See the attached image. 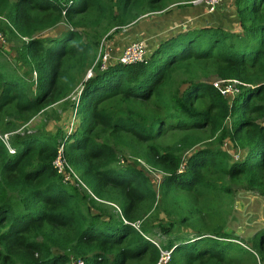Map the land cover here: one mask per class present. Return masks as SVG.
Here are the masks:
<instances>
[{
  "label": "trees",
  "instance_id": "trees-1",
  "mask_svg": "<svg viewBox=\"0 0 264 264\" xmlns=\"http://www.w3.org/2000/svg\"><path fill=\"white\" fill-rule=\"evenodd\" d=\"M189 1L0 0V32L22 41L19 60L35 74L30 82L0 59L1 120L12 107L0 129L15 131L47 108L68 103L82 85L73 105L78 124L66 138L17 136L9 143L13 154L0 138V264H66L71 256L84 264H157L158 248L143 237L153 234L144 218L157 192L141 170L115 166L118 149L134 144L124 135L148 143L167 128L183 132L171 146L134 153L164 175L163 203L173 187L228 195L225 180L264 194V0H233L239 32L188 29L142 61L104 70L94 65L101 29L126 28ZM90 11L93 17L87 18ZM61 23L70 29L60 36L36 37ZM84 27L92 29L87 41ZM90 69L94 76L82 84ZM227 87L237 91L232 100ZM135 102H151L154 110L135 109ZM203 130L214 148L195 149L203 139L194 132ZM61 149L77 186L54 167ZM237 151L245 153L241 161L231 158ZM172 229L160 225L159 233L167 236L161 249L171 252L168 264H221L231 254H249L232 242L202 244L209 236ZM207 235L242 242L221 230ZM249 245L263 260L264 229Z\"/></svg>",
  "mask_w": 264,
  "mask_h": 264
},
{
  "label": "rangeland",
  "instance_id": "rangeland-1",
  "mask_svg": "<svg viewBox=\"0 0 264 264\" xmlns=\"http://www.w3.org/2000/svg\"><path fill=\"white\" fill-rule=\"evenodd\" d=\"M223 0L222 4L217 11L213 13H207V9H204V5H183L180 3L173 4L166 8L163 11L157 12L155 14H148L144 17H141L131 26L122 29H116L113 27L109 32L106 33L101 29L99 31L100 37L97 41L99 43L96 47V61L94 65H98L103 61V56L107 55L106 62H116L117 58L122 54V52L132 45L133 43L142 42L144 45L145 57L149 54L148 52V43L152 41L151 39L145 37V39H140L139 30L144 29L142 34H145V31H148L147 27L154 25L157 18H169L167 15L171 12H176L177 10H185L187 16H190L195 20V15L200 13L201 16L198 17V22L191 23L187 25L189 29L199 28V27H214L219 29H224L232 33L238 32L239 30V20L237 17L236 6L232 0L228 1ZM186 3V2H185ZM232 5V6H231ZM204 6V7H203ZM206 8V7H205ZM207 11V12H206ZM93 17V11H90L87 14V18ZM178 17V16H177ZM181 17H178L176 21H179ZM169 21V20H167ZM166 21L161 22V24ZM171 22V21H170ZM180 24V23H179ZM177 24V25H179ZM176 27V26H175ZM70 29L68 25L61 23L55 28L44 31L40 34H36L37 38H54L61 35V33ZM150 30V28H149ZM80 31L85 34V41L90 39L88 36H93L92 29L89 27L81 28ZM2 33V32H1ZM3 34V33H2ZM5 34V33H4ZM3 34V43L0 46V59L6 65L13 69L18 75L24 77L30 82L35 80V74L32 73L30 66L22 63V60H19L18 54L19 49L22 45V41L19 39H10L8 35ZM140 35V36H139ZM158 46V45H157ZM155 50V49H154ZM144 57V58H145ZM143 58V59H144ZM93 65V67H94ZM95 70H86L84 72V80L82 84L94 76ZM91 72V75L88 74ZM213 83L220 84L221 82L217 78L209 79ZM82 88V85H79L75 93L72 95L68 103H59L53 105L46 109L42 114H38L29 120L25 125L18 127L15 131L4 132L5 128L0 129V138H2L6 143L12 142V140L17 136L23 135H54L55 138L60 141L62 138L70 135L76 125L78 124V119L73 114V105L74 101H77L79 97V92ZM229 94L231 100L237 95L233 89H229ZM240 101V99H238ZM71 103V104H70ZM202 105H206V101L201 102ZM134 108L138 110L153 111V104L135 102ZM12 111V107H8L3 113L5 114L4 120H1L0 123L4 125L9 121V115ZM232 119L227 121V126L230 127ZM0 124V126H1ZM200 137H202L203 142L196 146L195 149L200 148H214L212 143L214 140L209 136L207 130L194 132ZM183 135V132L176 129L169 130L168 128L164 131L163 135L154 139L148 143H141L131 138L128 135H124L127 139L133 140L134 144L132 147H124L118 149V161L115 165L118 168H124L126 166H133L146 174V176L153 183L154 189L157 192V199L155 207L152 212L144 218V221L148 224V228L151 229L153 234L151 235V240L156 242L158 246H162L161 243H164L167 239V236L160 232V225H167L172 227L176 233H192V234H203L204 236L208 233L221 230L223 233L230 235V237H237L240 239L244 247L236 244L235 239H229L232 242V245L239 246L242 249L248 250L249 254H240L234 253L231 256L226 257V259L221 264H264V258L261 260V257L257 255L256 251L250 248V240L252 236L258 231L264 229V194L260 192L249 190L246 188V184L238 182L232 183L229 180H225L224 187L230 189V193L227 195H221L218 193L205 191L203 189H193L191 191H184L173 187L167 196V202H162V197L159 192V185L162 181L163 174L156 170L151 169L141 157L134 154L137 151L145 152L149 145H154L158 147H167L171 146ZM228 145V143H227ZM11 147V145L9 144ZM223 149L228 151V147L225 145ZM235 150V149H234ZM232 150L230 153H232ZM229 152V151H228ZM244 152L237 151L232 154L231 158L237 161H241ZM189 154L183 155L184 158H187ZM186 160V159H185ZM184 160V161H185ZM58 166V165H57ZM63 168V169H62ZM68 171L73 177V185L77 186V177L76 174L71 172L69 168L65 165L60 167V174ZM203 175L211 177L210 173L206 170L202 171ZM75 174V175H74ZM80 188L85 189V186L79 183ZM182 217H187L185 222H180ZM140 223V222H139ZM138 223V224H139ZM138 224L136 227L138 228ZM209 237H203L202 244H212L217 243L216 240H213ZM239 242V241H238ZM220 244V243H217ZM264 257V253L262 254Z\"/></svg>",
  "mask_w": 264,
  "mask_h": 264
},
{
  "label": "built area",
  "instance_id": "built-area-1",
  "mask_svg": "<svg viewBox=\"0 0 264 264\" xmlns=\"http://www.w3.org/2000/svg\"><path fill=\"white\" fill-rule=\"evenodd\" d=\"M222 1L223 0H193V1H189V2H186V3H180V4H183V5H188L189 4V5H193V6L204 5L206 7L208 13H213L217 9V7L222 3ZM2 43H3V34L0 32V46L2 45ZM144 57H145V51H144L143 43L142 42L133 43L132 45L127 47L122 52V54L117 58L116 62H111V61L110 62H106L107 61V55H104L103 56V61L100 63L101 70H104L109 65L116 64V63H120V64H123V65H128V64L135 63L137 61H142ZM88 75L90 76L91 72ZM214 85L220 87L222 84L221 83L220 84L214 83ZM229 89H232V88L227 87L226 89H224V91L229 93ZM80 92H81V90H80ZM80 92H79V95H80ZM235 92H237V91H235ZM4 143H5V145H6L7 149H8V152L10 154H13L15 152V150L12 149L9 146V144L6 143L5 141H4ZM61 151H62V149L59 151V155H58L57 159L54 162V167L57 169L58 173L60 172V167H63L64 165L67 168H69L67 166V164L64 162V160H63V158L61 156ZM71 172H73V171L71 170ZM60 175L61 176L70 175L69 179H68V177H64V181H69L70 179H71V181L73 180L72 175L68 171H64V173H62ZM77 181H78V178H77ZM143 237L145 239H147V240H150L158 248L159 253H160V257H159V260H158L157 264H168L169 261H170V258H171V252L162 250L160 248V246H158V244L156 242H154L153 240L149 239L148 237H146L144 235H143ZM210 238L215 239L217 241H222V242L223 241L224 242H231V240L221 239V238H217V237H214V236H212ZM234 242L236 244H238V245H240V246L245 248V246H243V244H241L240 242H238V241H234ZM66 264H84V261L82 259H78V258H75V257L71 256L69 261Z\"/></svg>",
  "mask_w": 264,
  "mask_h": 264
},
{
  "label": "crops",
  "instance_id": "crops-1",
  "mask_svg": "<svg viewBox=\"0 0 264 264\" xmlns=\"http://www.w3.org/2000/svg\"><path fill=\"white\" fill-rule=\"evenodd\" d=\"M225 1H226L225 3H227L230 0H225ZM232 2L234 3L233 0H232ZM218 7L220 8L221 6H218ZM218 7H217V9H219ZM204 9L206 10L205 7H204ZM217 9L215 11H217ZM184 11L185 10H183V11L177 10L176 12H178V13L171 12L167 15V17H169V18H165L163 20H162V18H157L156 19L157 21H156V23H154V25L149 24V27H147L148 31H145V34H142L144 29H140L138 31L139 34L141 33L140 35H144V36L139 35L141 40L145 39V37L146 38L148 37L149 40L150 39L152 40V41H149L148 47H147L149 53L151 51H154V49L157 47V45L159 43L163 42L164 40L176 35L179 32H183L185 30H188L189 28H187L188 27L187 25H191V23H196L199 21V19H197V18L201 16L200 13H197L195 15V20H194L190 16H187ZM177 16L181 17V19H179V21H176V19L178 18ZM167 20H169V21H167ZM163 21H166V22L161 24V22H163ZM177 24H179V25H177ZM203 27H206V26H203ZM149 28H150V30H149ZM199 28H201V27H199ZM191 29H194V28H191ZM238 32H239V30H238Z\"/></svg>",
  "mask_w": 264,
  "mask_h": 264
},
{
  "label": "clouds",
  "instance_id": "clouds-1",
  "mask_svg": "<svg viewBox=\"0 0 264 264\" xmlns=\"http://www.w3.org/2000/svg\"><path fill=\"white\" fill-rule=\"evenodd\" d=\"M82 90V89H81ZM81 93V92H80Z\"/></svg>",
  "mask_w": 264,
  "mask_h": 264
}]
</instances>
